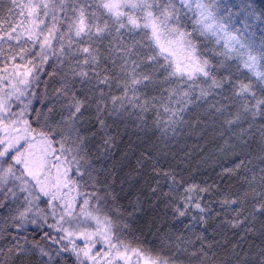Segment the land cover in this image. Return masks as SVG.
<instances>
[{
    "label": "snow or ice",
    "instance_id": "1",
    "mask_svg": "<svg viewBox=\"0 0 264 264\" xmlns=\"http://www.w3.org/2000/svg\"><path fill=\"white\" fill-rule=\"evenodd\" d=\"M0 58V264H264V246L241 243L264 236V155L252 165L257 137L264 153V42L228 33L208 0H0ZM194 109L219 121V150L235 157L223 175L240 187L213 201L216 185L186 184L144 151L137 168L152 161L151 191L166 185L173 223L149 246L130 240L133 213L92 145L107 158L110 129L132 119L167 147ZM229 231L221 259L214 237Z\"/></svg>",
    "mask_w": 264,
    "mask_h": 264
},
{
    "label": "trees",
    "instance_id": "2",
    "mask_svg": "<svg viewBox=\"0 0 264 264\" xmlns=\"http://www.w3.org/2000/svg\"><path fill=\"white\" fill-rule=\"evenodd\" d=\"M215 10L216 18L225 25L228 31L247 43H254L260 46L264 42V0H208ZM4 64L0 58V70ZM46 71H51L45 65ZM9 69L11 65H9ZM2 71H0L1 73ZM39 82L32 86L35 91L43 93L45 81L49 77L44 71L38 72ZM160 87H167L162 85ZM160 87L155 90L150 89L149 94L160 97L162 95ZM50 90V86H49ZM166 97V93L163 94ZM36 107H41L34 101ZM163 114V109H160ZM199 110L194 109L192 114L186 116L187 123L178 126L176 134L169 133L171 139L167 147L157 139L156 134L139 132L135 127L136 121L129 119L127 123L119 122L110 131L116 136V145L110 150L105 158L102 149L96 147L98 140L93 143V159L97 166L101 168V179L107 172L112 186L119 194V203L122 207L132 212V234L130 240L140 237L145 246H149L155 241L158 229L162 226L172 224L171 207H165L168 198L163 197V191L167 190L166 185L161 183L160 192L153 194L152 186L156 183L155 177L151 173L150 165L152 161H147L142 168H137V158L141 157L144 151H151L152 156L162 169L175 168L178 172V179L182 178L186 184H196L199 186L216 185L219 195L210 197L213 201H218L223 194L234 192L240 187L241 179L223 175L224 168L234 167L235 157L230 151H220V146L224 144V139L219 135V121H214L208 116H201L197 119ZM155 111L146 114L148 125L151 126L155 119ZM163 115L161 119H163ZM35 126V125H34ZM257 141L253 142L252 165H259V157L264 155L259 151ZM250 165V166H252ZM264 166V165H262ZM244 173L241 172V176ZM182 191V189H181ZM159 197V198H158ZM138 202V203H137ZM219 211V204H215ZM259 228V225H257ZM211 232V229L209 230ZM29 239L33 238L31 227L27 233ZM40 233L35 234L39 239ZM228 241L225 242L223 235H216L215 241L221 243V259L230 254L231 244L235 243L236 237L231 231L228 234ZM264 240V236L259 234L249 236L242 241V247L250 250V253H258V249ZM7 241H0L3 246Z\"/></svg>",
    "mask_w": 264,
    "mask_h": 264
},
{
    "label": "rangeland",
    "instance_id": "3",
    "mask_svg": "<svg viewBox=\"0 0 264 264\" xmlns=\"http://www.w3.org/2000/svg\"><path fill=\"white\" fill-rule=\"evenodd\" d=\"M225 30H226V29H225ZM221 35L223 36L224 33L221 32ZM11 71H12V69H9V72H11ZM21 71H22V69H21ZM0 75H5V73L1 72ZM2 87H3V84H0V88H2ZM5 90H6V89H5ZM131 264H136V262H135V257L132 258Z\"/></svg>",
    "mask_w": 264,
    "mask_h": 264
}]
</instances>
